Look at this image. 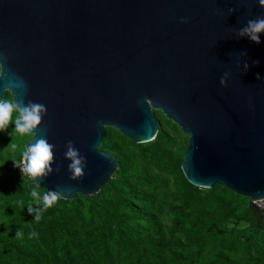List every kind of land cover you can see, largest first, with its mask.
<instances>
[{
	"label": "water",
	"instance_id": "95a60500",
	"mask_svg": "<svg viewBox=\"0 0 264 264\" xmlns=\"http://www.w3.org/2000/svg\"><path fill=\"white\" fill-rule=\"evenodd\" d=\"M257 17L258 0H0V99L44 104L26 148L42 135L55 145L52 173L29 178L66 201L98 194L119 167L106 130L150 143L160 111L189 137L190 184L264 196V34L239 36ZM9 73L22 96L3 91ZM69 141L87 158L75 180Z\"/></svg>",
	"mask_w": 264,
	"mask_h": 264
},
{
	"label": "trees",
	"instance_id": "16d2710c",
	"mask_svg": "<svg viewBox=\"0 0 264 264\" xmlns=\"http://www.w3.org/2000/svg\"><path fill=\"white\" fill-rule=\"evenodd\" d=\"M163 121L147 144L108 128L101 149L116 155L115 176L94 196L60 199L40 221L27 211L40 207L30 196L38 186L10 168L23 151L0 131L12 148L0 154V264H264V212L226 187L190 184L181 168L189 139L175 151L184 134Z\"/></svg>",
	"mask_w": 264,
	"mask_h": 264
},
{
	"label": "clouds",
	"instance_id": "9594fccd",
	"mask_svg": "<svg viewBox=\"0 0 264 264\" xmlns=\"http://www.w3.org/2000/svg\"><path fill=\"white\" fill-rule=\"evenodd\" d=\"M259 4L264 6V0H258ZM182 24L188 23L187 18H181ZM261 34H264V17H257L248 21L247 26L243 27L239 31L240 37H247L250 41L259 44ZM6 57L3 53H0V62H4ZM247 68V65H245ZM9 80L6 81L4 92H7L8 85L12 87L21 88V96L26 91V85L21 78L15 76L13 73H9ZM3 79V77H0ZM18 83H13V81ZM221 84H225V79L221 78ZM0 99V131L8 129L9 125H14V129L9 132L10 136L20 134L22 136H34L35 132L39 131L42 125V120L47 115V107L42 103L29 101L27 104L21 99L19 102L11 98ZM54 148L55 145L50 144L45 136H40L35 143L30 144L22 153V159L14 162V165L20 169L21 174H27L30 178H43L52 173V164L54 161ZM65 158L70 161L68 164V171L73 180L83 176L85 168L87 166V158L82 155L75 147L73 142L69 141L66 145V151L64 153ZM30 196L33 199L35 205H39V208L34 209L29 207L27 211L31 214L35 221H40L41 214L50 208L55 207L62 196V192L48 190L43 193L39 191V188L34 186L30 192ZM252 204H255L259 209L264 210V196L259 198H252ZM36 235V233H32Z\"/></svg>",
	"mask_w": 264,
	"mask_h": 264
},
{
	"label": "rangeland",
	"instance_id": "374dc122",
	"mask_svg": "<svg viewBox=\"0 0 264 264\" xmlns=\"http://www.w3.org/2000/svg\"><path fill=\"white\" fill-rule=\"evenodd\" d=\"M155 115H156V118L158 119V121L160 122V126H161L160 129L165 127V124H164L163 120L165 119L166 116L160 111H156ZM11 131L12 130L10 128H8V133L11 132ZM182 134H184V133L182 132ZM186 137H185V135L184 136H181L180 134L177 135V137H176L177 146L175 147V151H179L182 147H184L186 145V142L189 139L188 136H186ZM9 138H10L11 141H13L14 138L17 139V143L19 144L20 148L22 149V151H25L26 150V144L29 141L32 140L33 136L31 138H29V136H22V135H19V134H15L13 136L9 135ZM10 151H12L11 147H9L8 145L3 144V143L0 144V154L3 155V157H5L6 154L8 152H10ZM107 152H109V151H107ZM109 153L115 155L113 152H109ZM10 168L11 169H15L16 168V166L14 165V162L11 163ZM163 229L166 230V226H164Z\"/></svg>",
	"mask_w": 264,
	"mask_h": 264
},
{
	"label": "built area",
	"instance_id": "2783aa9c",
	"mask_svg": "<svg viewBox=\"0 0 264 264\" xmlns=\"http://www.w3.org/2000/svg\"><path fill=\"white\" fill-rule=\"evenodd\" d=\"M261 210V209H260ZM261 211H263L264 212V210H261Z\"/></svg>",
	"mask_w": 264,
	"mask_h": 264
}]
</instances>
